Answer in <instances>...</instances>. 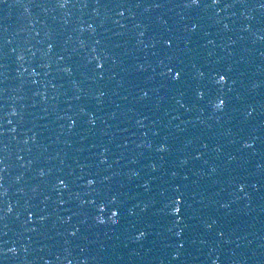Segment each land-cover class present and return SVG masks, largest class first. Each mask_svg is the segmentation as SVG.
Masks as SVG:
<instances>
[{"label":"water","instance_id":"1","mask_svg":"<svg viewBox=\"0 0 264 264\" xmlns=\"http://www.w3.org/2000/svg\"><path fill=\"white\" fill-rule=\"evenodd\" d=\"M0 264H264V0H0Z\"/></svg>","mask_w":264,"mask_h":264},{"label":"snow or ice","instance_id":"2","mask_svg":"<svg viewBox=\"0 0 264 264\" xmlns=\"http://www.w3.org/2000/svg\"><path fill=\"white\" fill-rule=\"evenodd\" d=\"M177 211H178V209H177Z\"/></svg>","mask_w":264,"mask_h":264}]
</instances>
